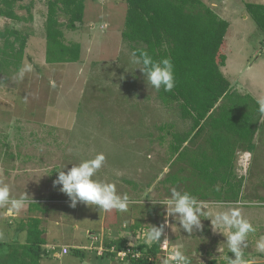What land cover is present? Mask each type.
I'll return each mask as SVG.
<instances>
[{
    "label": "rangeland",
    "instance_id": "obj_1",
    "mask_svg": "<svg viewBox=\"0 0 264 264\" xmlns=\"http://www.w3.org/2000/svg\"><path fill=\"white\" fill-rule=\"evenodd\" d=\"M204 1L232 22L226 52L233 61L232 67L246 68L241 74L234 72V67L229 68L227 77L233 87L252 91L259 94V99H264V33L245 7L246 2L253 0ZM85 3V17L78 24L79 28L69 30L66 25L62 26L66 41L76 40L84 48V57L69 65L47 61L45 0H35L33 21L0 16V30L10 27L33 33L28 40L29 49L26 48L28 54L26 51L22 62L16 60L3 65L0 58V184H7L14 197L24 193L29 196V203L18 215L7 216L0 208V255L3 258L19 246L21 250L26 248L27 233L24 235L20 229H27L32 215L39 214L36 208L45 214L48 211L51 216L79 215V220L83 219L81 215L87 214L90 207L83 204L70 207L68 197L53 186V181L58 176L57 170L65 164L67 167L62 170L67 171L75 163L94 158L98 153H103L106 161L95 178L115 183L118 192L127 193L131 199L144 200V205H130L115 225H110V219L117 211L107 212L104 233L107 241L127 240L128 233L120 236L122 229L140 230L143 234L150 225L164 223L165 206L153 205L150 199L170 196L173 187L215 200L229 196L216 189L208 191L200 187L192 190L193 181L198 177L191 173L189 162L180 160L170 164L173 157L169 146L171 132L188 129L189 123L181 118L177 104L165 102L159 92L147 85L144 74L139 69L134 70L135 66L129 63L133 43L119 39L127 2L86 0ZM17 12L27 15L24 8L17 7ZM61 19L66 18L61 16ZM3 45L4 39L0 38L1 49ZM1 52L0 57L3 56ZM24 63H31L34 71L20 81L16 79V72ZM128 88H131L129 94ZM243 94L253 96L249 92ZM170 122L176 128L169 127ZM162 124L165 129L160 130ZM258 126L254 142L236 155L239 175L244 177L243 197L239 201L243 205L239 206L246 207L248 213L264 206V120ZM179 166L185 167V171H180ZM198 176L204 186L213 185L211 180ZM174 219L168 217L170 227L178 224L173 222ZM108 228H113L118 237L110 235ZM92 231L99 235L97 228ZM165 234L168 243L174 245L175 230L167 231L166 227ZM250 235L259 236L257 232ZM163 239L162 236L161 242ZM141 241H145V236ZM82 244L88 246L82 250L87 261L92 259L101 264L130 262L116 253L98 256L89 247L91 240ZM22 255L31 259L30 253Z\"/></svg>",
    "mask_w": 264,
    "mask_h": 264
},
{
    "label": "trees",
    "instance_id": "obj_2",
    "mask_svg": "<svg viewBox=\"0 0 264 264\" xmlns=\"http://www.w3.org/2000/svg\"><path fill=\"white\" fill-rule=\"evenodd\" d=\"M0 0V16L17 20L33 21L35 0ZM47 14L45 30L46 54L49 63L77 62L81 59L82 46L77 41L67 42L63 25L77 30L85 17L86 0H45ZM127 2L123 39L133 43L132 50H146L155 60L171 57L176 86L171 92L159 91L166 102H174L183 118L192 121L186 132L172 131L171 150L177 159L187 160L184 144L201 135L207 126L220 129L213 133L214 149L205 152L203 158H195L202 178L229 185L228 200H237L242 191L244 177L234 171L235 150L232 138L243 147L253 143L262 116L258 113L257 100L234 88L222 70L226 65L224 52L230 22L221 17L204 0H125ZM17 7L27 10V15L17 12ZM246 9L264 33V3L246 2ZM61 16L66 18L61 19ZM30 33L23 29L6 27L0 30L4 39L3 65L11 61L22 62L25 57ZM18 44V45H17ZM13 57V60L11 59ZM11 59V60H10ZM224 132V133H223ZM232 147V148H231ZM232 150V151H231ZM193 161V160H192ZM210 165L213 166L212 169ZM225 168L221 173L220 166ZM204 166L208 167L203 168ZM210 168V169H209ZM40 219L33 218L28 225V239L22 247L13 249L0 264H36L40 258V246L44 243ZM124 248L125 240L106 241ZM160 244L139 245L144 252L138 259L130 258L131 264H156L160 262ZM78 252V250H76ZM30 253L31 259L22 254Z\"/></svg>",
    "mask_w": 264,
    "mask_h": 264
},
{
    "label": "clouds",
    "instance_id": "obj_3",
    "mask_svg": "<svg viewBox=\"0 0 264 264\" xmlns=\"http://www.w3.org/2000/svg\"><path fill=\"white\" fill-rule=\"evenodd\" d=\"M129 63L139 69L145 76L149 87L159 92H171L176 86L174 64L171 57L155 60L146 50H134L129 57ZM34 71L31 63L22 64L17 72L16 79L23 81L27 74ZM258 113L264 116V99L257 101ZM72 154V149H68ZM106 156L98 153L94 158L83 159L67 171L65 164L57 170L58 176L53 181V186L68 197L70 207L76 208L78 204L94 208L101 213L116 210L126 213L130 205L142 203L144 200L131 199L127 193H119L117 185L106 180L96 179V174L104 166ZM71 163V162H70ZM153 205L165 206V221L159 226L150 225L146 230L145 242L152 246L160 244L166 246L168 237L165 229L168 225V217L175 218L184 232L189 236L196 231H203V219H210L214 232L223 233L227 240L223 243L228 253L234 254V259L228 257V264H246L245 249L248 247V237L256 231L253 224L244 218L239 205H229L224 201L212 203L202 201L188 191L170 189V196L153 200ZM29 203V196L24 193L18 197L11 195V189L7 184H0V208H3L7 216L18 215L25 205ZM164 237L161 242V237ZM257 250L264 253V239L256 245ZM219 252L223 251L219 247ZM164 264H191V259L182 249L172 247Z\"/></svg>",
    "mask_w": 264,
    "mask_h": 264
},
{
    "label": "crops",
    "instance_id": "obj_4",
    "mask_svg": "<svg viewBox=\"0 0 264 264\" xmlns=\"http://www.w3.org/2000/svg\"><path fill=\"white\" fill-rule=\"evenodd\" d=\"M255 1H256V3H258L257 1H259V0H253V1H248V2H255ZM245 2H246V0H245ZM245 7H246V3H245ZM219 14L221 17L227 19L230 22V27H229V30H228V33L226 36V45L224 48V50L226 52V50L229 46V37H230L231 28H232V22L229 20V18L227 16L224 15V13L219 12ZM34 18H35V15H34ZM246 18H247V16H246ZM258 28H259V26H258ZM121 29H123V28H121ZM26 31L29 32L31 37H32L33 33L29 30H26ZM116 37L118 38L117 35H116ZM119 39L120 40L123 39V36L121 34H120ZM29 44H30V41H29L27 47H29ZM45 45H46V43H45ZM27 49H29V48H27ZM27 49H26V51H27ZM26 54H28V51ZM226 54H227V62H226V65L222 67V70H223L226 77H227L228 71L230 69H232L233 67H234V72H236L237 74H239V73L241 74L242 73L241 71L244 72L246 70V68L242 69L238 65L232 67L231 63H233V61H230L231 59L228 57V52H226ZM83 57H84V48L81 51V58H83ZM77 62H79V61H77ZM77 62H68L66 65L77 63ZM46 64H47V62H46ZM60 64H65V63H60ZM232 85H233V83H232ZM128 89H129L128 90V94H129L131 92V88H128ZM236 89H238L242 93L249 92L253 95V97L257 101L260 100L259 94L253 93L252 91L250 92L249 90L245 91L244 89H241V88L240 89L236 88ZM124 90H126V88H124ZM181 118L185 121H188V123H189L188 127L189 128L188 129H178V130L176 129V130L181 131V132H186L189 129H191L192 121L189 119H185L182 116H181ZM263 120H264V116H262V119L260 122H262ZM144 125L145 126L147 125L146 122H144ZM141 127H142V125H141ZM169 127L176 128L173 122L171 124H169ZM159 129L160 130L165 129V125H163V124L160 125ZM217 131L222 132V130H220V129L218 130V129L212 128L211 126H207L206 129L204 130V132L201 135H199L198 137H196V139H194L193 141H190V139L188 141H186L184 144V147H185V150L187 152L188 157H190L187 160H184L181 158L179 160H176L178 154H174L173 151L171 150L173 153V157L170 161L171 162L170 164H173L176 162L177 163L181 162L180 160H182V162H184V161L189 162L190 167H191V173L194 174L196 177H198L197 180L193 181V189L192 190L196 191L197 188L203 187L204 189H206L208 191H210L211 189L219 190L222 194L225 195L226 191L229 190V188H230L229 185H227V183L224 180H218L217 182H213L212 183L213 185L211 187L210 186L208 187V185L204 186L203 185L204 182L198 176L199 175L198 167H200V166L197 167V165L194 162L196 160L195 158H203V155L205 154V152H209V153L213 152L215 143L213 141L214 139L212 136H213V133H216ZM257 133H258V131H257ZM257 133H256V135H257ZM171 135H172V133H171ZM256 135L254 138H256ZM172 141H173V136H172ZM172 141L170 142V145H171ZM232 142H233V143H231L232 147L235 143H237V145L234 146V150L236 152L233 155V158H234L233 171H234L235 175L238 178H240L241 176L239 175V171H238L239 164H238V162H236V155L240 150L243 149V146L241 145L240 142H238V141L236 142L234 137L232 138ZM253 142H254V140H253ZM170 149H171V146H170ZM245 149H249V148H245ZM172 153H171V155H172ZM182 166H179V170L185 171V167H182ZM212 167L213 166L210 165L211 169H212ZM203 168L208 169V167H206V166H204ZM168 170H170V169H168ZM224 170H225V168L222 167V165H221L220 166V172L222 173ZM243 184H244V182H243ZM242 189H243V186H242ZM242 192H243V190L238 195L237 200H234V199L228 200L227 198H225L224 200H215L213 198L201 197L197 194H193V195L197 196L198 199H200L202 201L209 202V203H212L215 201H224L227 204H231V205L235 206V205H243L242 203L239 202L240 199H242L241 197H243ZM34 207H35V205H34ZM240 208H241V212H242V215L244 216V218L249 220L253 224V226H255V229H256L255 232H257L259 234V236L256 235L253 237V236L249 235V237H248V247L245 249L246 264H264V253L259 252L257 250V247H256L257 243L259 241H261L262 239H264V206H262V208H260L259 210H256L255 212H252V213L246 212V207L240 206ZM36 210L39 211V214H33L30 221L33 218L40 219V221H41L39 228L42 230L41 237L43 238L44 243L41 244L40 250H39L40 251V258L38 260L39 264H54L55 262L57 264H101L99 262H94L92 259L87 261L86 253L82 250L86 249L88 246H86L85 244H82V243H85V241H87V240H91L90 234L93 233L92 230L93 229L95 230V228H97V231H99V235H102L105 237L104 233L106 232V228H107L106 224H105L107 213H106V215H105V213L100 214V212L98 210H96L94 208H90V211L87 212V214L81 215L83 217V219L79 220V215L70 216V215H66V214H59L58 216H51L48 213V211L45 214L42 212L43 210L41 211V210H38L37 208H36ZM121 214L122 213H120L118 211H117V213L116 212L113 213V215H111L113 217H111V219H110V220H112L110 225H112V223L115 225L116 221L118 220V218L120 217ZM252 219H254L255 221H252ZM29 222H27V225H29ZM173 222L178 223V221H176L175 219ZM202 223L204 225L203 231H196L191 236H189V234L187 232L183 231V229L180 227L179 223L173 224L172 227H170L171 224H168L169 226H167V231L175 230L176 236L172 237V240H174L173 244L178 246L179 249H182L183 251H185L186 255H188L191 259V264H228V257L230 256L233 259L235 257H234V254L228 253L226 250V247L223 246V243H226V240H227L226 236L223 233L213 231L210 219H203ZM124 226H125V223H124ZM108 231H109L110 235H112V236L114 235V236L118 237V235L115 234L113 228H111V229L108 228ZM20 232L24 233V235L26 232L27 233L26 236L28 239V226H27V229L24 227H21ZM141 232L142 231H140V230L137 231V230H132V229H129V230H127V229L123 230L122 229L120 236L126 235L128 233V235H126L127 238H130L131 236L132 237L135 236L138 239V242L143 243L145 241H141V240H142V237L146 235V233L142 234ZM140 235H141V237H140ZM27 239H26V242H24V243H28ZM139 239H140V241H139ZM105 240L107 241V236L105 237ZM199 245H201V246L199 247ZM65 246L70 248V252H68V253L63 252V248ZM219 247H222L223 251L219 252L218 251ZM75 248H79L78 252L74 251ZM92 250L97 253L96 249H92ZM97 255L100 256L98 253H97ZM105 256L106 255H103L100 257H105ZM126 264H130V262L128 261V262H126Z\"/></svg>",
    "mask_w": 264,
    "mask_h": 264
},
{
    "label": "built area",
    "instance_id": "obj_5",
    "mask_svg": "<svg viewBox=\"0 0 264 264\" xmlns=\"http://www.w3.org/2000/svg\"><path fill=\"white\" fill-rule=\"evenodd\" d=\"M90 236H91V246L90 247L92 249H96L97 253L100 256H103L109 253H112V254L116 253L120 258L130 260V258H134V259L141 258L144 254L143 250L139 248V245L141 243L138 242V239L136 237H134L133 240L131 239L132 236L130 238H127L125 247L118 249V247L115 244L107 246L105 237L102 235H95L91 233ZM172 247H176L177 249H179V247L175 245H171L170 243H168L166 246L161 247V252H160L161 260L160 262L156 264H164V260L169 255ZM63 252L64 253L70 252V248L65 246L63 248Z\"/></svg>",
    "mask_w": 264,
    "mask_h": 264
}]
</instances>
